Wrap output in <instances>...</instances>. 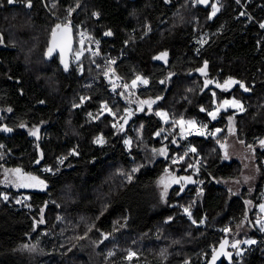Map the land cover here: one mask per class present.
Masks as SVG:
<instances>
[{"label":"trees","instance_id":"16d2710c","mask_svg":"<svg viewBox=\"0 0 264 264\" xmlns=\"http://www.w3.org/2000/svg\"><path fill=\"white\" fill-rule=\"evenodd\" d=\"M213 2L0 0V166L21 167L47 186L44 192L0 186V264H127L132 251L136 264H206L225 232L232 241L242 242L246 233L255 236L246 229L251 213L244 198L251 201L255 219L264 189V148L259 144L264 139V41L258 24L264 20V0H222L219 14L212 17ZM71 11L113 55L124 50L120 73L128 80H148L141 96L153 102L155 111L169 114V129L180 119L209 122L208 112L236 92L246 108L236 115L237 136L253 148L260 169L254 191L231 195L226 189L224 182L236 178L241 166L223 161L219 147L212 155L201 150L202 144H215L214 137L183 142L204 154L219 186L205 174L186 171L188 162L171 164L169 141L168 160L152 167L144 165L137 149L128 151L126 133L117 131L103 104L122 115L139 100L122 93L113 99L109 84L95 79L101 65L89 51L81 72L72 64L65 74L59 56L46 59L58 20ZM74 37L77 50L76 30ZM163 53L166 61L156 59ZM228 78L239 82L231 92L206 86L207 79ZM230 112L210 125L222 129L219 139L227 135ZM138 124L149 138L164 130L152 115L141 116ZM38 128L47 130L49 139L34 149L32 132ZM160 141L155 139L157 145ZM168 164L170 172L195 175L204 185L174 188L165 207L157 209L153 188ZM262 237L233 264H264ZM35 241L39 249L21 250Z\"/></svg>","mask_w":264,"mask_h":264},{"label":"rangeland","instance_id":"374dc122","mask_svg":"<svg viewBox=\"0 0 264 264\" xmlns=\"http://www.w3.org/2000/svg\"><path fill=\"white\" fill-rule=\"evenodd\" d=\"M67 17H71L75 19L72 11ZM58 22L60 23V20H58ZM147 29L148 30L150 29L149 26ZM147 34L148 32L146 33V35ZM86 53L90 54L88 52V47L87 45L83 44V42L80 40L79 48L77 50H74V53L72 56V64L75 65V67L80 72L83 70V60L86 57L85 56ZM90 56L94 58L91 54ZM160 60L166 61L167 58L162 57ZM96 66L99 67L97 63H96ZM143 81H147V83L145 84L149 83L147 79L140 78V79L135 80L137 84H142L144 83ZM207 81H211V83H207L206 86H212L214 88H217V89H220L226 92H231L239 83L234 78H228L224 82H219V81H215L211 79H207ZM226 81H237L238 83H229L226 85L225 84ZM217 85H220V87H218ZM248 92H245V93H248ZM80 98L82 101L86 100V98H83V97H80ZM225 100L236 101L238 102L239 105L242 106V108L232 106V105H224L223 102ZM225 100L221 102V104L215 105V107L212 110H210V111L215 112L216 118L212 119V117L209 116L210 117L209 122H204L201 119L191 120V121H195V124L190 126L188 123L186 125H184V123L181 124V120L184 121V119H180L178 120V122L175 121V123L176 125L178 124L179 126L178 134L180 135H184L185 133L190 132L191 130H195L197 131L199 136L210 134L209 137H214L216 143L215 144H212V143L202 144L201 150L209 149L211 151L210 155H212V152H215L217 147H219L223 151L221 155L223 161L227 162L228 164L239 162L241 166L240 168L241 171L239 172L240 174L238 173L239 175L236 178H231L225 181L224 185L231 195L241 194L244 189H246L248 191V194H250L254 191L255 187L257 186L258 180L260 178V169L257 165V159L255 157V152L253 151V148L244 146V143L240 141L237 136L238 130L236 129V115L238 113H242V112L244 113V110L246 109L244 105L245 103H243L241 98L236 95V92L231 98H227ZM103 108H104L103 109L104 113H109L114 117L115 120H114L113 125L117 129V131L126 133L125 141L130 142V143L124 142L127 150L131 151L133 148L137 149L146 167H152L157 161L161 159L168 160V148H167L168 143H162V139L164 140L167 138V133L164 130L162 131L159 130L154 133V135L152 136L153 138H149V137H146V135L143 132L144 127L138 124L140 121V117L143 115L144 116L152 115L153 117L155 116L156 119L167 124L173 121L169 117V114L167 112L160 111V110L155 111L154 104L149 99L145 100L144 102L133 100V102L129 103L127 109L124 111L122 115H120L118 112H115L111 107L107 106V104H103ZM226 111H231L230 112L231 114L227 116L226 118L228 132L225 137L219 139V137L221 136V132H222L221 128H216V129L211 128L210 125L213 123L212 121L219 120L222 112H226ZM162 114H166V115H162ZM129 128L132 129V133L127 132ZM34 131L36 132L35 135L32 134L34 138L39 137L42 133V131L39 128L35 129ZM98 139H101V137ZM155 139L161 140L160 145H157L155 143ZM103 142L104 140L102 139V143H98V142L97 143L101 145L103 144ZM259 144L261 145L262 148H264V144H261L260 141H259ZM192 149L194 151L199 150L198 147L192 148ZM161 150H163V153L161 152ZM210 155H208L207 157L208 160L212 158ZM215 155L217 156V154ZM170 168L171 166H169V164L166 165L165 172L160 176V178L158 179L157 183L155 184L153 188V195L155 198L154 199L155 208L157 209H161L165 207L169 194L174 189V177L179 175V174L170 172ZM15 169H20L21 171L19 173H16L15 171H13ZM211 175L214 176L212 173ZM20 177H36L37 180H31V179L25 178L23 181H21ZM38 181H43V184L38 183ZM22 182L30 186H27V187L19 186ZM0 186L5 189L23 190V191H29V192H44L47 189V186L44 180L40 178L39 176H37L36 174L27 172L21 167H9L6 165L0 166ZM182 190H183V187L181 191ZM261 197H262V202H263L264 201V189H263ZM244 200H245L244 202L245 210L249 211L251 215H253L252 213L253 207L251 206V201L248 200L247 197H245ZM262 205H264V203ZM262 213H263V217L261 219H264V211H262ZM262 224H264V221H261V222H259L258 220L254 221L255 227L258 228L262 233H264V228L261 227ZM247 226H246L247 230L252 229L249 225V221H247ZM261 232L259 233L261 234ZM242 238H243V241L241 242L242 245L241 247L238 248V252L236 256L244 254L245 251L249 249V247L253 244V243H245V241H255V243L258 241V235L256 234V232H255V236L254 234L250 235L249 233H246ZM38 244L39 243L36 241L35 243L31 242L29 244H24L21 250L34 251L36 249H39ZM130 254L128 255L126 263L136 264L133 262V259L136 257V253L132 251ZM204 260L205 258H203L202 262H204Z\"/></svg>","mask_w":264,"mask_h":264},{"label":"built area","instance_id":"2783aa9c","mask_svg":"<svg viewBox=\"0 0 264 264\" xmlns=\"http://www.w3.org/2000/svg\"><path fill=\"white\" fill-rule=\"evenodd\" d=\"M188 1L194 3L195 0H188ZM221 2L222 0H214V4H217V6H219ZM60 23L74 28V30H76L78 34L79 39L83 42V44L87 45L88 51L91 53V55L99 59L101 65V73L98 76H95V79L96 80L101 79L109 84V95L113 99H117L119 97V94L122 93L126 97H133L141 102H144L141 93L144 89L147 88L148 84L145 83L137 84V82H135L134 84L133 83L134 80L126 79L118 69V64L125 57V53L123 49L120 51V54L113 55L111 49L107 47L105 48L103 46L101 38L91 37L89 30L82 28L81 25L71 17L60 19ZM262 23H264V20L261 23H258L259 26ZM261 34H262L261 35L262 41H264V28H261ZM160 122L161 125L163 126L164 131L167 133V138L162 140V143H167L169 141L170 145H172V149L174 150V153L171 156V161H170L171 164L181 165L183 163L188 162L189 167L186 169V171L192 169L194 173L197 175L205 174V176L210 180V182L213 181L217 183L216 185L218 184L220 185L218 180L211 175L209 170H207L208 165L204 161L203 153H201L199 150L194 151L192 148L184 144L183 142L184 135H180L176 133L177 130L176 126H173L169 129L166 127V123L162 121ZM196 133L197 131L191 130L190 132L187 133V135L196 134ZM48 135H49L48 131L44 130L40 135V137L33 140L32 147L34 149H37L44 141L49 139ZM10 156L13 155L10 154ZM5 160L8 161V158ZM198 185L200 187H203L204 181L199 180ZM181 209L182 212L187 216V219L192 218L188 208L182 206ZM185 209H187V211H185ZM248 221L250 227L253 229L254 232H261L258 230V228L255 227L254 221L251 220L250 216H248ZM224 229L227 230L228 226L225 225ZM263 244H264V238H263Z\"/></svg>","mask_w":264,"mask_h":264},{"label":"water","instance_id":"95a60500","mask_svg":"<svg viewBox=\"0 0 264 264\" xmlns=\"http://www.w3.org/2000/svg\"><path fill=\"white\" fill-rule=\"evenodd\" d=\"M58 25H60V27H55L53 31L55 32V36L52 34V37L49 41V46L46 51V59L47 61H52L56 56H59L60 65L64 73L69 74L72 70V56L75 48L74 30L71 26L62 24ZM50 48L52 49L51 54H49ZM65 65H67V69L65 68ZM242 91L248 92L244 87H242ZM198 181L199 180L196 179L194 175L176 176L177 186L184 184L183 188L185 190L196 187ZM225 241H227V243H225ZM233 244H236L237 247H232ZM222 245L223 247H221ZM240 245V240L232 241L229 237V232H225L224 238L220 241L214 250L212 257L206 264H233Z\"/></svg>","mask_w":264,"mask_h":264},{"label":"snow or ice","instance_id":"6c2138e0","mask_svg":"<svg viewBox=\"0 0 264 264\" xmlns=\"http://www.w3.org/2000/svg\"><path fill=\"white\" fill-rule=\"evenodd\" d=\"M13 2H14V0H8V3H9V4H11V3H13ZM166 2H167V0H166ZM196 2H197V3H202V4L207 5L208 2H209V0H196ZM237 2L239 3V0H237ZM28 6L30 7L31 4L29 3ZM211 8H212V13H211V15H212V16H215V14L219 11V8L217 7V4H212V5H211ZM242 15H243V13H242ZM56 27L59 28L60 25H57ZM260 27H261V28H264V23H262V24L260 25ZM110 34H111V33H106V35H110ZM53 35L55 36V32H53ZM51 52H52V49L50 48V49H49V54H51ZM166 56H167V53H163L161 57H156V59H161L162 57H166ZM206 67H207V65L205 64V68H206ZM65 68L67 69V65H65ZM200 71H201V73H204V69H203V68L200 69ZM137 79H140V78L138 77ZM143 82H144V83H147V81H143ZM133 83L135 84V81H134ZM207 83H211V81H206V84H207ZM229 83H238V82H237V81H226V82H225L226 85L229 84ZM217 86L220 87V85H217ZM241 87H244V86L241 85ZM245 90L247 91V89H245ZM213 95H215V94H213ZM223 103H224V105H232V106H236V107H241V108H242V106L239 105L238 102H236V101H228V100H225ZM9 111H11V109H9ZM201 111H205V109L202 108ZM162 115H166V114H162ZM208 115H209L210 117H212V119H215V118H216V117H215V112H213V111H209V112H208ZM181 123H184V121L181 120ZM186 123H188V124L191 126V125H194V124H195V121H187ZM2 130H3V131H11L10 128H4V129H2ZM37 131H38V130H37ZM217 131H219V130H217ZM32 134L35 135L36 132L34 131V132H32ZM97 142H98V143H102V138H101V139H98ZM125 143H130V142H129V141H125ZM260 143H261V144H264V140L260 141ZM161 152L163 153V150H161ZM13 171H15L16 173H19L21 170H20V169H15V170H13ZM25 178H27V179H31V180H37L36 177H20L21 181H23ZM38 183L43 184V181H38ZM19 186L27 187V186H30V185L24 184V183L22 182ZM5 199H7V197H5ZM261 210L264 211V205H261ZM185 211H187V209H185ZM41 222H42V221H41ZM261 227L264 228V224H262ZM225 243H227V241H225ZM245 243H255V241H245ZM221 247H223V245H222ZM232 247L235 248V247H237V245H236V244H233ZM130 255H131V254H130ZM214 259H215V257H214Z\"/></svg>","mask_w":264,"mask_h":264},{"label":"crops","instance_id":"0c3cea01","mask_svg":"<svg viewBox=\"0 0 264 264\" xmlns=\"http://www.w3.org/2000/svg\"><path fill=\"white\" fill-rule=\"evenodd\" d=\"M218 8H219V11L215 14V16L217 15V14H219V12H220V6H217ZM212 13V12H211ZM213 17V16H212ZM245 111V110H244ZM243 113V112H242ZM242 113H238V114H242ZM187 121H191V120H184V125H186L187 123ZM178 122V121H177ZM212 122H215V121H212ZM176 124V123H175ZM181 124H183V123H181ZM184 125H182V126H184ZM175 126H177V127H179L178 126V124L177 125H175ZM218 128H220V127H218ZM216 129V128H215ZM222 130V129H221ZM208 134V133H207ZM210 136V134H208V135H206V138H208ZM186 137V136H185ZM188 137V136H187ZM190 147H192V148H196L194 145H190ZM264 203V201L263 202H261L258 206H257V208H256V210H257V213H258V216H256V220H258L259 222H261V221H264V219H261L262 217H263V213H262V211H261V205ZM262 214V215H261ZM242 245V244H241Z\"/></svg>","mask_w":264,"mask_h":264},{"label":"flooded vegetation","instance_id":"af4514ba","mask_svg":"<svg viewBox=\"0 0 264 264\" xmlns=\"http://www.w3.org/2000/svg\"><path fill=\"white\" fill-rule=\"evenodd\" d=\"M175 181H176V177H174V188H176V187H177V188H180V189H182V187H183V186H177V184H176V182H175Z\"/></svg>","mask_w":264,"mask_h":264},{"label":"bare ground","instance_id":"6f19581e","mask_svg":"<svg viewBox=\"0 0 264 264\" xmlns=\"http://www.w3.org/2000/svg\"><path fill=\"white\" fill-rule=\"evenodd\" d=\"M64 18H66V17H64ZM62 19H63V18H62ZM243 86H244V85H243ZM245 89L249 90L248 88H245ZM256 234L258 235V239H259V238L261 239L262 234H260L259 232H256Z\"/></svg>","mask_w":264,"mask_h":264}]
</instances>
